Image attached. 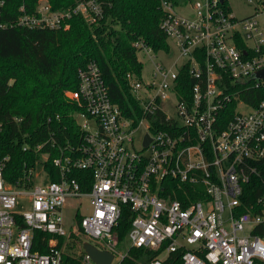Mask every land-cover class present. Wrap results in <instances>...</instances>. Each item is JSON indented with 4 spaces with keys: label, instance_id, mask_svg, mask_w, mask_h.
Here are the masks:
<instances>
[{
    "label": "built area",
    "instance_id": "1",
    "mask_svg": "<svg viewBox=\"0 0 264 264\" xmlns=\"http://www.w3.org/2000/svg\"><path fill=\"white\" fill-rule=\"evenodd\" d=\"M245 1L253 10L237 17L224 0H186L190 15L159 0L168 43L160 51L176 54L170 66L153 62L147 78L142 70L125 75L138 105L134 116L110 99L95 61L77 70L67 94L78 108L79 134L51 159L58 179L45 169L47 150L13 182L0 162V264H95L68 249L77 232L119 264L126 255L115 233L122 204L132 214L127 245L158 252L143 264H168L173 255L181 264H264V0ZM19 10L17 24L29 29H67L73 16L91 25L104 15L97 0L62 10L37 0L34 11ZM133 46L153 60L143 41ZM45 144L56 147L53 138ZM40 163L46 182L36 184ZM255 177L263 189L245 202V184ZM83 198L90 211L82 214L76 204L74 227H67L64 210ZM36 233L47 252L33 248Z\"/></svg>",
    "mask_w": 264,
    "mask_h": 264
},
{
    "label": "trees",
    "instance_id": "2",
    "mask_svg": "<svg viewBox=\"0 0 264 264\" xmlns=\"http://www.w3.org/2000/svg\"><path fill=\"white\" fill-rule=\"evenodd\" d=\"M2 1L0 24L7 26L0 29V162H4L3 177L7 182L27 177L39 160L40 152L47 150L50 158L45 162V169L51 180H57V169L51 159L58 154V146L75 142L79 134L74 117L78 108L67 94L76 87L77 70L95 61L108 86L110 99L128 117L137 114L138 105L125 79L127 73L139 74L143 67L133 43L143 41L154 52L168 50L160 29L163 12L159 0H97L104 15L95 24L89 25L81 17L73 16L67 29H29L17 24L19 8L23 5L27 12H32L37 0ZM48 1L52 9L62 10L83 0ZM172 1L179 3L182 0ZM227 2L224 0V4ZM193 82L187 79L188 88ZM49 138L55 140L56 147L45 144ZM39 144L43 145L42 150L36 152L35 147ZM262 172L264 175V167ZM75 174L80 176L82 172ZM261 189L263 186L256 177L245 184V202L255 199ZM121 207L115 233L118 246L126 255L119 264H143L158 252L127 245L126 234L132 214L126 204ZM79 218L77 214L76 220ZM18 220L19 226L23 225L21 219ZM35 235L33 248L47 252L41 235ZM81 235V232L71 233L70 244L82 251L81 245L86 240L81 239ZM61 242L59 240L58 246ZM173 256L168 264H181Z\"/></svg>",
    "mask_w": 264,
    "mask_h": 264
},
{
    "label": "rangeland",
    "instance_id": "3",
    "mask_svg": "<svg viewBox=\"0 0 264 264\" xmlns=\"http://www.w3.org/2000/svg\"><path fill=\"white\" fill-rule=\"evenodd\" d=\"M186 0H182L179 1V5L176 6V10L179 13H182L184 15H190L191 14V9L188 6V4H185ZM228 5L230 6L232 12L237 16V17H243L246 16L248 14H250L253 10V4H249L247 3L245 0H228ZM176 52L174 50V52L170 53V55H165L163 52L158 51V52H150L149 55L153 56V60H151L150 57H148L147 55L143 54V53H137V59L142 63L143 65V69H142V74L144 78H147L149 76V71L151 70L152 66H153V62H160L166 66H170L172 63V59L171 57L173 55H175ZM46 178L43 175L42 172V165L41 163L36 165L34 173H33V181L36 184L39 183H44ZM24 202V201H23ZM80 202L79 205V212L82 214H86L90 211V207L88 204V201L83 198L80 201H71L69 203V208H66L64 210V216H65V223L67 227H74V213H75V209H73L72 207H74L76 204H78ZM26 203H23V205ZM25 206V205H24ZM81 239L83 240H90L92 243H95L94 239H90L89 237L85 236L84 234L81 235ZM70 248V250L73 252L75 250V247H73V243L68 245V249ZM67 249V250H68ZM120 249V248H119ZM121 250V249H120Z\"/></svg>",
    "mask_w": 264,
    "mask_h": 264
},
{
    "label": "water",
    "instance_id": "4",
    "mask_svg": "<svg viewBox=\"0 0 264 264\" xmlns=\"http://www.w3.org/2000/svg\"><path fill=\"white\" fill-rule=\"evenodd\" d=\"M258 74L264 76V70H261ZM148 142L149 138L146 136L145 145H147ZM81 248L95 264H110L113 259L112 253L98 249L89 241H84Z\"/></svg>",
    "mask_w": 264,
    "mask_h": 264
}]
</instances>
